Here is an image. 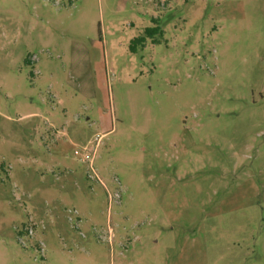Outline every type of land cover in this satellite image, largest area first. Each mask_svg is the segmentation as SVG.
Listing matches in <instances>:
<instances>
[{
    "label": "rangeland",
    "instance_id": "obj_1",
    "mask_svg": "<svg viewBox=\"0 0 264 264\" xmlns=\"http://www.w3.org/2000/svg\"><path fill=\"white\" fill-rule=\"evenodd\" d=\"M0 264H264V0H0Z\"/></svg>",
    "mask_w": 264,
    "mask_h": 264
},
{
    "label": "built area",
    "instance_id": "obj_2",
    "mask_svg": "<svg viewBox=\"0 0 264 264\" xmlns=\"http://www.w3.org/2000/svg\"><path fill=\"white\" fill-rule=\"evenodd\" d=\"M84 151H86V153L83 154L82 160L85 161V162H89V166H90V170H91L92 174L97 179H99L102 182V180L99 177L96 169L94 168V158H95V153H96V147L92 150L91 153L88 152V151H90V149L88 147H84ZM76 153L78 154L79 152L76 151ZM92 174H89V177H93ZM109 197H110V201L111 202L112 201H115V202L119 203L120 202V199H121V194H120L119 191H116L114 194H110ZM69 213H71V214H74V213L77 214V211L76 210H69ZM70 220H73L71 216H70ZM27 232H28V234H33L34 233L33 227H28L27 228ZM41 245L42 246H41L40 250H41V252H43L44 251V249H43V243H41Z\"/></svg>",
    "mask_w": 264,
    "mask_h": 264
},
{
    "label": "trees",
    "instance_id": "obj_3",
    "mask_svg": "<svg viewBox=\"0 0 264 264\" xmlns=\"http://www.w3.org/2000/svg\"><path fill=\"white\" fill-rule=\"evenodd\" d=\"M154 22L156 23L154 26H149L145 28V32L143 35L136 37L133 40V43H142L144 44V42L146 41V37H154V35L156 33H160L161 35L163 34V30L160 27V25L158 24V20L155 19ZM154 41H159L158 39H154ZM133 45V44H132ZM135 46H133L134 49Z\"/></svg>",
    "mask_w": 264,
    "mask_h": 264
}]
</instances>
